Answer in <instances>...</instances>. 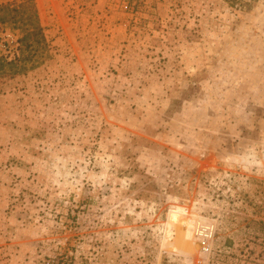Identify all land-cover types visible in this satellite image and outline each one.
Here are the masks:
<instances>
[{
  "label": "rangeland",
  "instance_id": "rangeland-1",
  "mask_svg": "<svg viewBox=\"0 0 264 264\" xmlns=\"http://www.w3.org/2000/svg\"><path fill=\"white\" fill-rule=\"evenodd\" d=\"M233 23L235 27H225L210 19L198 0H0V48L8 60H17L0 75V172L12 176L10 169L30 170L26 157L43 155L35 145L83 135L98 118L106 129L114 125L134 143L148 140L142 114L124 108L121 79L136 73L135 95L150 103L149 89L177 90L188 84L190 71L208 79L224 72L226 79L235 77L227 71L229 59L252 49L255 37L247 21ZM257 76L264 78V70ZM89 113L93 120H88ZM246 154L241 150L235 156ZM245 167L243 160L230 167L225 153L208 144L200 154L186 155L170 176L187 187L184 204L173 212L175 219L158 216L150 222L153 226L198 223L204 218L200 207L231 202L229 189H244L237 193L243 201L240 214L230 215L214 237H199L185 247L189 264H264V169ZM36 177L32 173L28 179L36 183ZM161 195L155 192L153 198ZM80 212L67 208L57 216L64 222L61 236L69 246L87 235L73 231L82 220ZM0 237V264H15L12 250L27 239H12L6 223L0 224ZM135 244L124 249L126 259L120 264H150V258L127 255ZM205 247L210 251L204 252Z\"/></svg>",
  "mask_w": 264,
  "mask_h": 264
},
{
  "label": "clouds",
  "instance_id": "clouds-1",
  "mask_svg": "<svg viewBox=\"0 0 264 264\" xmlns=\"http://www.w3.org/2000/svg\"><path fill=\"white\" fill-rule=\"evenodd\" d=\"M198 5L225 27H235L237 21L250 25L253 48L233 53L227 66L236 76L226 79L224 72L208 79L190 71L188 84L177 90L149 89V103L137 99L133 73L131 79H121V97L127 98L124 108L142 114L148 140L134 143L114 125L106 129L98 118L83 135L35 145L43 155L26 157L30 170L13 168L12 176L0 172V224L11 228L12 239L28 241L12 250L15 264H120L132 241L136 244L129 256L150 258V264H189L186 246L199 237H214L230 215L241 213L243 201L237 193L244 189L238 188L229 189L231 202L200 207L204 218L198 223H150L158 216L175 219L173 212L184 204L187 187L170 176L186 155H198L208 144L225 153L230 167L243 160L245 171L264 169V78L257 76L264 70V0H198ZM109 99L105 96V102ZM93 119L89 113L88 120ZM241 150L247 154L237 159L235 153ZM32 173L37 174L36 183L28 179ZM155 192L162 194L159 200L153 198ZM67 208L81 209L82 220L73 231L87 233L71 246L61 236L64 222L57 220Z\"/></svg>",
  "mask_w": 264,
  "mask_h": 264
},
{
  "label": "trees",
  "instance_id": "trees-1",
  "mask_svg": "<svg viewBox=\"0 0 264 264\" xmlns=\"http://www.w3.org/2000/svg\"><path fill=\"white\" fill-rule=\"evenodd\" d=\"M38 30V22L35 21V27ZM2 46V43H0V47ZM16 58L13 59H7V56L3 54V49L0 48V75L4 76L6 74V70L4 71V66L9 65L12 66L16 62Z\"/></svg>",
  "mask_w": 264,
  "mask_h": 264
}]
</instances>
